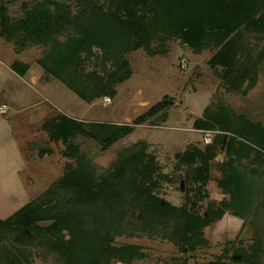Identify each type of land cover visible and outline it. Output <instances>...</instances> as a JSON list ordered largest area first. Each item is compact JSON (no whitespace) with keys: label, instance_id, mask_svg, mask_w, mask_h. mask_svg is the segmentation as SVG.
<instances>
[{"label":"trees","instance_id":"trees-1","mask_svg":"<svg viewBox=\"0 0 264 264\" xmlns=\"http://www.w3.org/2000/svg\"><path fill=\"white\" fill-rule=\"evenodd\" d=\"M8 3L0 0V34L21 49L27 44L45 48L39 64L88 103L116 97L118 85L131 76V52L158 55L173 39L198 53L216 49L211 66L220 67L228 87L242 94L256 85L264 59V50L254 55L246 43L249 35L264 39V0H23L19 17L9 14ZM240 59L250 64L237 73ZM13 66L21 76L30 69L20 60ZM172 101L165 96L135 123ZM167 116L165 111L161 118ZM43 127L50 140L66 145L63 153L70 161L40 196L0 218V264H36L37 257L52 264H135L147 257L144 247L118 238L143 235L168 239L179 251L194 253L208 244L205 229L227 212L253 227L252 243L229 242L220 257L193 264H264L262 122L223 101L207 106L194 127L215 131L212 141L176 152L170 172L163 171L145 140L125 148L106 167L89 158L77 141L93 139L106 151L134 125L60 115ZM51 151L44 145L40 155ZM221 152L224 159L216 161ZM215 166L225 197L209 202L202 212L199 202L208 195ZM164 182L180 185V205L161 195Z\"/></svg>","mask_w":264,"mask_h":264},{"label":"rangeland","instance_id":"rangeland-1","mask_svg":"<svg viewBox=\"0 0 264 264\" xmlns=\"http://www.w3.org/2000/svg\"><path fill=\"white\" fill-rule=\"evenodd\" d=\"M9 2V14L21 16L23 0ZM246 43L254 49V55L264 50V39L259 40L254 35H249ZM45 51L42 46L31 44L21 49L15 40H7L0 34L1 219L11 216L40 196L64 174L70 161L63 153L66 145L62 141L50 140L49 131L43 127L53 117L66 115L85 122L134 125L132 133L106 151L93 139L78 137L77 141L89 158L106 167L117 160L125 148L145 140L150 145L149 152L157 157L165 172L173 170L176 152L185 150L190 144L203 148L207 143L206 137L210 134L212 138L215 131L196 129L194 122L203 116L207 106L215 102L223 101L236 113L264 124V59L257 68L256 85L247 94H242L228 87L218 73L222 70L220 67L211 66L210 59L216 49L198 53L192 48L182 47L173 39L158 55L151 56L144 50L131 52L128 55L131 76L118 85L115 98L108 96L111 102L106 104V96L88 103L61 80L50 77L39 64ZM16 60L30 65L24 76L13 70ZM240 60L236 66L237 73L245 71V63L250 64ZM248 83L249 80L245 81L243 88ZM165 96L173 98L168 107L152 117L149 115L140 124L135 123L137 118L159 105ZM165 111L168 113L166 120L161 118ZM44 145L52 151L41 156L40 148ZM223 159L224 153L221 152L216 161ZM211 174L208 195L199 202L202 212L209 202H219L225 197L217 183L221 175L219 168L213 167ZM163 185L161 195L180 205L184 200L180 185L167 182ZM253 234L252 226L245 225L242 219L227 212L205 229L208 244L194 253H183L171 241L160 237L143 235L140 238L118 239L131 240L144 247L147 257L135 264H174L183 259L193 264L220 257L226 248L231 247L229 242L234 241L236 246L239 241L252 243ZM223 260L229 261L228 258ZM35 263L52 264L41 257H37Z\"/></svg>","mask_w":264,"mask_h":264},{"label":"built area","instance_id":"built-area-1","mask_svg":"<svg viewBox=\"0 0 264 264\" xmlns=\"http://www.w3.org/2000/svg\"><path fill=\"white\" fill-rule=\"evenodd\" d=\"M108 98V99H107ZM107 99V100H106ZM108 101V102H107ZM111 102V99L109 98V97H105V103L106 104H108V103H110ZM207 134H209V133H207ZM212 141V138H211V136H210V134L206 137V142L207 143H210Z\"/></svg>","mask_w":264,"mask_h":264}]
</instances>
